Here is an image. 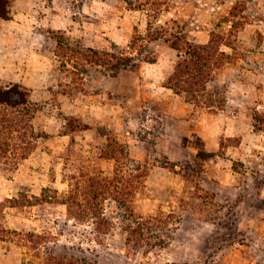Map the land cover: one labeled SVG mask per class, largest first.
Returning <instances> with one entry per match:
<instances>
[{"label":"rangeland","instance_id":"obj_1","mask_svg":"<svg viewBox=\"0 0 264 264\" xmlns=\"http://www.w3.org/2000/svg\"><path fill=\"white\" fill-rule=\"evenodd\" d=\"M149 20L173 40L219 35L232 58L208 88L223 93L221 108L195 106L167 87L177 51L149 39ZM101 50L135 61L121 69L109 57L91 62ZM19 68L33 92L25 119L33 116L43 137L29 161L13 151L0 160L2 220L48 240L36 249L1 241L0 264H43L38 252L87 264H264V0H9V17H0V84L15 82ZM114 139L123 155L101 158ZM83 166L123 178L130 193L119 197L135 202L136 214L91 193L109 225L99 230L94 219L69 215L61 201ZM136 217L165 241H129Z\"/></svg>","mask_w":264,"mask_h":264},{"label":"trees","instance_id":"obj_2","mask_svg":"<svg viewBox=\"0 0 264 264\" xmlns=\"http://www.w3.org/2000/svg\"><path fill=\"white\" fill-rule=\"evenodd\" d=\"M132 5V2H129ZM159 4V3H158ZM134 7H142L134 5ZM159 8V7H156ZM0 17H9V0H0ZM152 20L148 22V37L152 42L163 40L169 43L170 47L176 49L178 59L175 61L172 70L168 77L169 88L186 93L188 101H191L195 106H208L209 108H221L225 103L223 93L219 96V87L208 88V83L211 81L212 72L215 68H219L223 61L232 58L231 54L224 50H220L219 35L211 34L207 42H196L189 40L186 36L175 35L176 39H169L166 35V28L162 25L153 29ZM232 28L235 29L234 24ZM138 36V35H137ZM133 38L132 43L136 42ZM117 46V45H116ZM91 50V49H90ZM97 52V59L92 60L96 64H105L110 60L115 59L114 67L117 69L132 66L134 57L122 53H109L106 50ZM154 52V50H152ZM210 78V79H209ZM32 99L29 91L19 83L4 86L0 84V160L8 156L10 152L18 154V159L22 160L27 157L35 148V141H38L43 135L38 133L32 125L33 116L28 120L25 119L29 115V110H32ZM80 130L87 128V125H77ZM28 128V131H26ZM72 131V129H70ZM69 131V130H67ZM16 133V135H15ZM18 133V134H17ZM68 133V132H67ZM110 142L102 148L100 157L119 160L118 157L124 153L123 143L117 141ZM19 142L25 145H20ZM11 154V153H10ZM90 169V168H89ZM81 167L77 173L71 176V188L66 197L61 201L67 205L69 215L78 217L79 219H94L97 227L100 230V225L111 222L107 217L103 216L101 210V201L97 200L98 196L91 197V193L113 197L121 204V206L130 211L133 216L136 214V203L131 200L121 199L119 194H128L127 184H123V178L116 176L109 177L100 175L102 170L95 169L92 172ZM142 171L143 176H147L149 168H137ZM140 182V181H139ZM126 189V190H125ZM130 193V192H129ZM5 200V199H4ZM6 200L11 202V206H21L22 199L20 197H6ZM4 203L0 202V242L1 241H16L22 242L28 249H36L37 246L48 240L45 232L23 231L12 229L3 223V212L1 207ZM132 207V208H131ZM136 217L133 224L128 225L129 241H133L138 245H144L152 242L160 244L165 241L159 234H154L149 225L150 220L141 221ZM153 223V222H152ZM147 224V225H146ZM24 240L26 242H24ZM43 264H87L85 259L74 255H62L54 252H47L36 255Z\"/></svg>","mask_w":264,"mask_h":264},{"label":"crops","instance_id":"obj_3","mask_svg":"<svg viewBox=\"0 0 264 264\" xmlns=\"http://www.w3.org/2000/svg\"><path fill=\"white\" fill-rule=\"evenodd\" d=\"M202 43H204V42H202ZM7 53V52H6ZM7 56H8V53H7ZM19 70L20 71H16V73H17V75H18V78L17 79H15V82H13V83H19V84H21V85H23L28 91H29V93H30V98L33 100V92L31 91V89L28 87V86H26V79L25 78H23V76H22V74H24V68H19ZM19 73V74H18ZM13 83H11V84H13ZM10 84V85H11ZM37 130V129H36ZM58 134H60V133H56V136H51V137H57V135ZM59 136V135H58ZM61 136L62 137H66V138H68V140L71 138V135L70 134H63V133H61ZM43 137V136H42ZM41 137V138H42ZM39 146H37L36 148H35V150H33L27 157H25V158H23L22 159V161L23 162H27V161H29V159L31 158V156H32V154H34L35 153V151H36V149L38 148Z\"/></svg>","mask_w":264,"mask_h":264}]
</instances>
